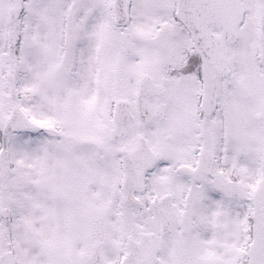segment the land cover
Masks as SVG:
<instances>
[{"label":"snow or ice","instance_id":"obj_1","mask_svg":"<svg viewBox=\"0 0 264 264\" xmlns=\"http://www.w3.org/2000/svg\"><path fill=\"white\" fill-rule=\"evenodd\" d=\"M0 264H264V0H0Z\"/></svg>","mask_w":264,"mask_h":264}]
</instances>
